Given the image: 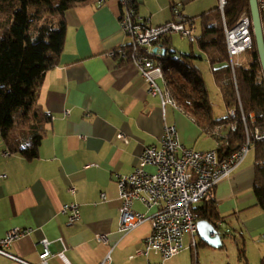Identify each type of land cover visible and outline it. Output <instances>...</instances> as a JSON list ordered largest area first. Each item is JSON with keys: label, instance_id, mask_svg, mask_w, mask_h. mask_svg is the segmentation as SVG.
Segmentation results:
<instances>
[{"label": "crops", "instance_id": "obj_1", "mask_svg": "<svg viewBox=\"0 0 264 264\" xmlns=\"http://www.w3.org/2000/svg\"><path fill=\"white\" fill-rule=\"evenodd\" d=\"M132 1L146 25L174 21L176 9L191 24L192 34L195 17L212 9L215 0L202 4L200 0ZM123 10L119 0H94L64 13L60 61L46 72L40 89L39 102L52 119L37 157L27 160L10 153L0 135V237L12 228L30 229L8 249L28 262L38 263L39 241L45 238L53 241L54 256L48 264H158L160 257L153 251L135 255L151 232L148 222L120 230L117 178L138 166L144 147L158 144L165 126H174L178 141L188 148L205 151L216 147L215 139L207 134L206 145L197 146L204 131L176 106L162 107L159 96L148 93L136 67L115 55L131 44L119 24ZM169 44L172 50L171 39ZM195 55V60L207 61L201 53ZM194 65L203 78L195 61ZM209 70L210 82L220 93L210 65ZM248 153L229 178L209 191L222 217L216 220L223 224H217L222 246L205 245L197 232L185 233L180 251L164 264H230L232 241L237 246L239 240L242 243L237 248L241 246L243 259L249 249L256 252L254 257L260 263L264 212L252 192L253 147ZM144 170L153 172L154 168L146 165ZM70 186L73 193L68 191ZM69 202L79 205L78 222H68L61 211ZM132 208L145 216L156 211L137 201ZM97 234L106 235L107 241L97 242ZM249 237H257V241L250 245ZM58 252H64L66 261L56 256ZM0 264L16 263L0 256Z\"/></svg>", "mask_w": 264, "mask_h": 264}, {"label": "trees", "instance_id": "obj_2", "mask_svg": "<svg viewBox=\"0 0 264 264\" xmlns=\"http://www.w3.org/2000/svg\"><path fill=\"white\" fill-rule=\"evenodd\" d=\"M93 1L0 0V135L10 153L27 160L37 157L52 119L39 102L40 89L46 72L60 61L65 39L64 13ZM243 11L250 16L249 0H226L223 14L216 6L199 16L200 34L190 39V44L196 42L209 62L226 109H235L234 118H214L208 89L194 65L197 56L193 49L176 53L170 49V39H165V54L159 60L168 70L166 89L176 107L202 131L208 134L214 126L226 129L234 123L227 144L218 148L220 156L235 151L244 142L245 124L249 129H264V75L253 31L245 65L232 70L226 50L223 21L230 27ZM253 154L252 192L264 212V142L253 144ZM192 212L196 221L222 220L209 193L192 207ZM259 264H264V253Z\"/></svg>", "mask_w": 264, "mask_h": 264}, {"label": "built area", "instance_id": "obj_3", "mask_svg": "<svg viewBox=\"0 0 264 264\" xmlns=\"http://www.w3.org/2000/svg\"><path fill=\"white\" fill-rule=\"evenodd\" d=\"M119 2L124 7L119 24L122 32L131 39V44L118 49L115 55L136 67L139 76L147 85L148 93L158 95L162 106L169 104L161 85L157 83V64L163 56L161 52L165 51L162 43L167 36L173 34L191 37V24L175 9L174 21L152 27L137 16L132 0ZM256 2L264 39V0ZM218 3H221L220 13L223 14L226 0H218ZM223 29L228 59L233 70L234 67L246 64V54L252 47L251 17L248 12L243 11L232 26L227 27L223 21ZM239 108L241 110L240 106ZM234 116L235 109H228L227 117L232 119ZM249 117L252 119L253 115L250 114ZM233 129V122L229 123L226 129H223L222 125L214 126L207 135L215 139L216 147L198 151L180 144L174 126H165L159 143L144 147L139 156L138 166L128 174L118 176L116 182L120 199V230H132L143 222H148L151 227L144 248L137 249L135 255H147L153 251L160 257L158 264H164L165 260L180 251L185 233L193 235L196 233L197 221L192 207L219 181L229 178L234 173L255 142H264V129L258 127L249 129L245 124L244 142L235 151L220 156L218 148L222 144H227L228 133ZM118 137L125 140L122 134ZM146 165L152 166L154 171L146 172L144 170ZM68 191L73 193L75 189L70 186ZM136 201L146 207H156L155 213L145 216L134 211L132 207ZM61 211L67 215L70 223L78 222L80 219L79 205L76 202L63 204ZM217 224L223 226L221 222ZM225 231L230 232L229 229ZM29 233L30 229L25 228L8 230L0 237V256L16 264H48L49 258L54 256L52 240L44 238L39 241L41 251L38 253V263L28 262L8 251L12 242ZM95 239L99 243L107 241L104 234H97ZM58 240L64 247L63 241ZM56 256L66 261L64 252H58Z\"/></svg>", "mask_w": 264, "mask_h": 264}, {"label": "rangeland", "instance_id": "obj_4", "mask_svg": "<svg viewBox=\"0 0 264 264\" xmlns=\"http://www.w3.org/2000/svg\"><path fill=\"white\" fill-rule=\"evenodd\" d=\"M200 4L204 3V2H209V0H200ZM216 6H218V0L214 1V4L212 6V9L215 8ZM212 9H207L204 10L203 13L208 12L209 10ZM202 12H199V14L195 17V23H194V30L191 34V37L188 36H182L180 34H173L170 36L171 39V43H172V50L173 51H178L179 53H181L180 51H184L183 53H188L190 52L191 49H193L195 54H199L201 53L203 56L204 54L202 52L199 51L196 42L192 43V45L190 44V39H194L195 37H197L200 34L201 31V26H200V15ZM180 49V50H179ZM195 63L198 65V67L200 68L202 74H203V79L204 82L207 86V89L209 90V99L210 102L212 103V113L214 115V117L220 118V117H225V115L227 116V111L228 109H226V106L223 102L222 96L220 93H218V91L216 90L215 87L212 86L209 76H210V70H209V62L205 61V60H195ZM166 105V104H165ZM171 105V104H170ZM162 106V104H161ZM172 106V105H171ZM163 107V106H162ZM203 136L202 138H200L197 142L196 145L197 146H205L206 143L210 140V138L208 136H206L205 132L201 133ZM208 139V140H207ZM252 153V148L249 150L248 154ZM247 241L250 245H252V243H255L257 241V237H249L247 238ZM241 241L239 240L238 245H241ZM233 248L230 250V264H256L259 263V259L258 256L255 258L254 256L256 255V252L249 250L247 251L245 256V259H243L242 257V248L241 246H239L237 248V246L233 243Z\"/></svg>", "mask_w": 264, "mask_h": 264}, {"label": "water", "instance_id": "obj_5", "mask_svg": "<svg viewBox=\"0 0 264 264\" xmlns=\"http://www.w3.org/2000/svg\"><path fill=\"white\" fill-rule=\"evenodd\" d=\"M250 3V17H251V25L253 29V34L255 37L256 49L259 55V60L262 68V72L264 75V39L260 24V17L257 7L256 0H249ZM156 51V49H155ZM165 51L161 52V55H164ZM197 234L200 240L205 244L215 248H219L222 246V238L223 235L220 231L219 226L216 222H211L209 220H197Z\"/></svg>", "mask_w": 264, "mask_h": 264}, {"label": "bare ground", "instance_id": "obj_6", "mask_svg": "<svg viewBox=\"0 0 264 264\" xmlns=\"http://www.w3.org/2000/svg\"><path fill=\"white\" fill-rule=\"evenodd\" d=\"M218 8L221 10V3H218ZM167 71L168 70L164 69V65L161 62H159V64H157V75H158V80L162 84L161 85L162 90H163L164 94L167 96V99L169 100V104H171L172 106H176L174 100L170 96V93L166 89V72Z\"/></svg>", "mask_w": 264, "mask_h": 264}]
</instances>
